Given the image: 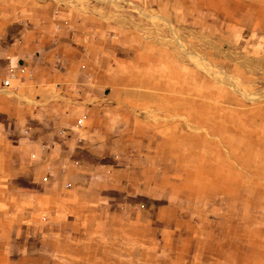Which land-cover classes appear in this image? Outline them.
Instances as JSON below:
<instances>
[{"label": "rangeland", "instance_id": "obj_1", "mask_svg": "<svg viewBox=\"0 0 264 264\" xmlns=\"http://www.w3.org/2000/svg\"><path fill=\"white\" fill-rule=\"evenodd\" d=\"M33 9L89 43L101 93L130 97L157 149L146 194L115 195L127 209L2 229L0 264H264V0H0V47Z\"/></svg>", "mask_w": 264, "mask_h": 264}, {"label": "crops", "instance_id": "obj_2", "mask_svg": "<svg viewBox=\"0 0 264 264\" xmlns=\"http://www.w3.org/2000/svg\"><path fill=\"white\" fill-rule=\"evenodd\" d=\"M13 21L17 32L0 47V230L30 228L41 213V228L62 234L98 210L126 208L116 196L146 194V185L133 183L142 176L141 151L156 150L157 142L143 144L135 134L139 114L130 97L101 93L99 67L77 31L61 21L54 29L34 9ZM16 62L27 71L12 79L15 87H2L7 67ZM149 101L157 106L162 99ZM153 180L157 191L150 174ZM161 181L158 194L149 196H161Z\"/></svg>", "mask_w": 264, "mask_h": 264}, {"label": "built area", "instance_id": "obj_3", "mask_svg": "<svg viewBox=\"0 0 264 264\" xmlns=\"http://www.w3.org/2000/svg\"><path fill=\"white\" fill-rule=\"evenodd\" d=\"M7 69H8V74L1 80V86L13 88L15 87V84L12 82V79L17 75V73H22L24 71V68L15 66L14 64L10 63ZM80 123H81V118H78L77 124Z\"/></svg>", "mask_w": 264, "mask_h": 264}]
</instances>
